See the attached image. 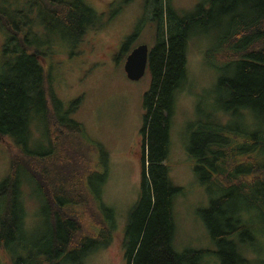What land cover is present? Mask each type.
I'll return each mask as SVG.
<instances>
[{
	"label": "trees",
	"instance_id": "1",
	"mask_svg": "<svg viewBox=\"0 0 264 264\" xmlns=\"http://www.w3.org/2000/svg\"><path fill=\"white\" fill-rule=\"evenodd\" d=\"M171 1L146 2L147 9H153L156 42L149 48L140 195L126 229V264H200L208 254L174 248V204L183 188L171 179L167 161L175 95L188 79L189 43L197 30L218 20L216 28L223 27V32L207 48L206 61L221 77L211 107L197 108L199 115L188 127L187 152L195 160L198 180L218 195L199 215L217 246L220 264H255L248 250L264 230V0H211L210 5L219 7L217 14L200 4L186 16ZM101 24L84 0H28L16 9L0 2V30L6 33L0 64V137L9 138L22 155L0 183V250H10L4 252L12 264H66L72 255L75 264H81L111 242L108 220L96 236L80 235L77 206L86 203L88 191L81 157L72 154L79 148L75 142L84 143L83 126L70 117L75 108L65 110L48 86L51 78L43 61L51 50L30 40L35 36L32 28H42L49 35L47 44L56 34L63 41L84 42L86 33ZM134 39L124 43L123 53ZM37 117L46 144L34 151L31 124ZM70 161L77 172L67 165ZM99 180L102 183L103 175ZM25 187L43 208L47 229L41 239L30 236ZM100 205L104 218L112 213ZM32 251H37L35 257L21 256Z\"/></svg>",
	"mask_w": 264,
	"mask_h": 264
},
{
	"label": "rangeland",
	"instance_id": "2",
	"mask_svg": "<svg viewBox=\"0 0 264 264\" xmlns=\"http://www.w3.org/2000/svg\"><path fill=\"white\" fill-rule=\"evenodd\" d=\"M27 1L0 0L11 9L21 8ZM84 1L94 9L102 23L98 29L86 33L84 42L70 43L58 36L59 39L56 34L53 35L55 41L47 44L45 37L49 35L42 28H32L35 36L30 37V40L46 52V48L51 50L43 61L52 81L48 86L63 102L65 110L75 108L70 117L83 126L84 143L75 142L79 148L72 154L81 157V174H86L84 183L88 191L86 203L77 206L81 222L80 235L96 236L101 225L107 224L106 220L113 226L110 244L90 254L81 264H126V229L140 195L143 161L141 131L145 115L143 102L150 87L151 75L147 70L142 79L132 81L128 79L124 65L131 50L137 46L146 44L150 50L154 47L157 26L151 18L152 6L147 9V0ZM210 2L172 0L171 4L181 16L195 13L200 4H204L205 11L217 14L219 7L210 5ZM239 9L236 6L234 11ZM218 22H212V27L197 30L189 43L188 79L175 95L167 161L171 179L175 185L183 188V194L176 196L174 204V248L179 252L207 250L208 254L200 264H220L215 254L217 246L199 215V211L208 208L210 200L218 195L209 193L193 172L195 160L187 152L191 137L188 127L199 115L197 108L211 107L213 92L221 77L206 61L207 48L223 32V27L216 28ZM133 36L134 41L128 51L123 53L124 43ZM5 45L6 33L0 30V64L4 58ZM90 46L92 51L88 52ZM39 125L42 128L37 117L31 124L34 151H39L40 145L46 144L43 129ZM64 148L69 152L67 146ZM102 153L105 158L101 157ZM18 156L22 155L11 140L0 137V183L10 174L12 161ZM67 165L77 172L78 167L72 161ZM102 175L104 180L100 183ZM24 190L30 236L41 239L47 229L43 208L27 187ZM101 202L112 211L108 214L111 216L106 214L104 218L100 210ZM258 237V244L250 247L248 255L255 264H264V230L260 231ZM4 251L10 254V250H0L1 264H12L13 261ZM13 252L18 254V251ZM36 253L23 252L21 256L35 257ZM65 261L66 264H75L76 256L72 255Z\"/></svg>",
	"mask_w": 264,
	"mask_h": 264
},
{
	"label": "water",
	"instance_id": "3",
	"mask_svg": "<svg viewBox=\"0 0 264 264\" xmlns=\"http://www.w3.org/2000/svg\"><path fill=\"white\" fill-rule=\"evenodd\" d=\"M148 66L149 46L142 44L133 49L127 56L124 70L128 79L138 81L145 76Z\"/></svg>",
	"mask_w": 264,
	"mask_h": 264
},
{
	"label": "flooded vegetation",
	"instance_id": "4",
	"mask_svg": "<svg viewBox=\"0 0 264 264\" xmlns=\"http://www.w3.org/2000/svg\"><path fill=\"white\" fill-rule=\"evenodd\" d=\"M87 51L88 52L92 51V47H88V50Z\"/></svg>",
	"mask_w": 264,
	"mask_h": 264
}]
</instances>
